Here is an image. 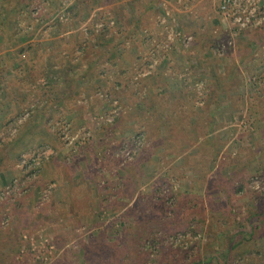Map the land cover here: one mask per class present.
<instances>
[{"label":"rangeland","instance_id":"374dc122","mask_svg":"<svg viewBox=\"0 0 264 264\" xmlns=\"http://www.w3.org/2000/svg\"><path fill=\"white\" fill-rule=\"evenodd\" d=\"M93 1L0 0L6 264L9 235L20 264H264V42L246 32L264 24L241 30L220 0ZM232 63L239 83L217 88ZM241 225L257 228L245 253L218 250L217 229Z\"/></svg>","mask_w":264,"mask_h":264},{"label":"trees","instance_id":"16d2710c","mask_svg":"<svg viewBox=\"0 0 264 264\" xmlns=\"http://www.w3.org/2000/svg\"><path fill=\"white\" fill-rule=\"evenodd\" d=\"M108 2L107 3H110V1L111 0H107ZM96 2H98L97 0H94L93 1V3H95L94 5L96 6ZM154 5V4H153ZM246 32H248L247 34V36H249L250 37V35L252 36V38H250L249 40H247V42H248V49H250V51H253L254 50V48L255 47H259V45L260 44H262L263 42H264V27H261V28H258V29H256L255 30V34H252V31H250V30H248V31H246ZM250 34V35H249ZM258 34V35H257ZM263 35V36H262ZM12 37H14L13 35H12ZM240 47V46H239ZM247 57H252L250 60L253 62V61H255L256 59H257V57L255 58V56H254V52H249V54L247 55ZM258 60V62H259V64H261V65H263L264 66V58L263 57H260V58H258L257 59ZM242 61V60H241ZM228 71H227V73H226V76H221V77H216L215 79V82H216V87L218 88V87H224V88H226V87H229V88H231V89H234L236 86H237V83H239L238 82V79H237V76H239V73H238V66L237 65H235V64H233L232 63V66H230L228 69H227ZM261 77L262 78H264V72H262L261 73ZM220 90V89H219ZM174 101L175 100H168V106L169 105H171L172 103H173V106H171L172 107V110L170 111L171 112V114L174 116L173 117V120L175 121L176 119V121L178 122V118H180V117H176L173 113H175V111L177 110V115H180V108H179V106H178V104H176V103H174ZM234 103L235 104H237V103H239V102H237V100H234ZM169 121V120H168ZM180 122V121H179ZM180 123H182V122H180ZM172 126V122H170L169 121V127H171ZM169 129H171V128H169ZM212 132H210V133H208L206 136H205V145H207V146H209V147H211V150H210V153H209V155H208V158L209 159H203L200 163H205L204 164V166H205V170H206V172H209V171H212L213 170V168L215 167V164H216V159H217V151L215 150V142H216V139H217V141H218V137H216V136H209L210 134H211ZM212 135V134H211ZM184 136H185V134H184ZM184 136H181V138H180V141H179V144H183L185 141H186V138H184ZM178 149V148H177ZM173 151V150H172ZM171 150L170 151H168V153H178V154H180L181 153V150L179 151H173L172 152ZM189 159V160H188ZM143 159L141 158V162H143L144 163V161H142ZM185 161H186V163H187V166L189 167V169H190V171H192L194 174H196V175H198V176H200V173H202L200 170H198L199 168H198V165L200 164H196V161L195 162H193L192 163V159H190V156H186L185 157ZM145 164H147L146 162L144 163V164H142V166L141 167H145ZM142 171V170H141ZM144 171V170H143ZM142 174V173H141ZM200 179H202V176H200ZM1 222H0V238H1V236H3L4 235V233L5 232H3V229H2V227H1ZM254 230H257V228L256 229H254ZM152 236H154V235H152ZM8 237V236H7ZM9 238H10V249L14 252V254H15V258H13V256H14V254H13V256L10 258V264H20V262L18 261V258H17V253H18V250H17V241H15V243L13 242V240L11 239V237H10V235H9ZM153 239V242H152V244H154L155 242H156V238H152ZM235 239V238H234ZM132 251H134V253L135 252H137V249L136 248H133L132 250H131V252ZM245 251H246V249L245 250H242V251H240V253H245ZM130 252V253H131ZM95 255V253H91L90 251H86L85 249H82V251H81V258L83 259V260H85V258L86 257H93ZM144 255L146 256V257H148V251H146V248L144 249ZM102 257H104L103 255H101V254H98L97 256H96V258L95 259H97V258H102ZM120 257H122V260H125V261H127L128 260V255H127V251L125 250H123V247H122V253H121V255H120ZM241 257V256H240ZM8 259V258H7ZM7 259L4 257V255L1 253L0 254V264H6V262H7ZM85 262H83L82 264H84Z\"/></svg>","mask_w":264,"mask_h":264},{"label":"built area","instance_id":"2783aa9c","mask_svg":"<svg viewBox=\"0 0 264 264\" xmlns=\"http://www.w3.org/2000/svg\"><path fill=\"white\" fill-rule=\"evenodd\" d=\"M258 1L259 0H220L219 10L241 30L257 27L264 24V5H259ZM68 17L69 15L65 13L62 15L61 19L67 20ZM101 23L102 22H98L95 24L96 28L102 30L104 24L102 25ZM191 41L192 37L186 39L187 43ZM220 51L223 52L224 48L218 52ZM201 89L202 87H199V91ZM250 186L254 190L264 192V177H252Z\"/></svg>","mask_w":264,"mask_h":264},{"label":"crops","instance_id":"0c3cea01","mask_svg":"<svg viewBox=\"0 0 264 264\" xmlns=\"http://www.w3.org/2000/svg\"><path fill=\"white\" fill-rule=\"evenodd\" d=\"M247 213H245V216H244L246 219L250 217V220H251L253 218V216H254V218H257L254 215L253 212H247ZM254 228H256V227H254ZM224 229H226V230H224L222 232H219L218 229L216 231L217 238L218 239L221 238V241L223 242L222 246H219V245H217V243H215V246L217 247L218 250H221V249L224 250V251L225 250L233 251V250H239V249L240 250H245L244 249L245 248L244 243L247 244V242L244 241L245 237L248 239L249 238V234L250 233H254V229L251 228V226H242L241 225V229H239L238 227L230 226L228 229L227 228H224ZM245 231H248L249 234H246ZM229 236L231 237V241H226L225 242V240H227V237H229ZM227 243H230V244L228 245ZM252 246H253L252 250H254V251H262V250H264V246H261V244L259 242H257V244H254ZM243 257L244 258H242V257H238L237 258L239 260V264L244 263L245 260L248 261V259L245 256H243ZM233 264H235V263H233Z\"/></svg>","mask_w":264,"mask_h":264}]
</instances>
